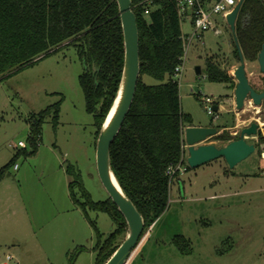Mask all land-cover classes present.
<instances>
[{"label":"rangeland","instance_id":"obj_1","mask_svg":"<svg viewBox=\"0 0 264 264\" xmlns=\"http://www.w3.org/2000/svg\"><path fill=\"white\" fill-rule=\"evenodd\" d=\"M216 19L221 33L208 30L195 39L175 78L182 111L195 126L212 125L220 132L238 134L257 122L258 133L246 136L257 145L256 151L234 168L218 158L190 167L179 174L180 180L173 178L165 212L143 235L128 264H264V104L255 107L247 102L239 111L235 78L233 83H212L205 73L195 72L197 66L205 72L211 56L233 77L240 65L233 32L221 17ZM182 29L190 33L192 27L187 21ZM245 63L251 81L261 87L258 60ZM83 72L76 49L66 47L0 81V170L18 151L31 150L30 117L63 100L57 128L47 116L37 152L19 156V168L11 166L0 180V264H68L80 247L86 250L74 264H95L97 230L105 238L115 229L107 213L85 211L69 189L66 169L73 165L95 201L108 198L97 171L95 120L86 111L79 83ZM143 79L158 83L150 76ZM206 98L223 103L216 118L208 113ZM187 159L186 152L189 166ZM75 193L84 201L78 189ZM179 235L189 241L191 253H182L175 244Z\"/></svg>","mask_w":264,"mask_h":264},{"label":"trees","instance_id":"obj_2","mask_svg":"<svg viewBox=\"0 0 264 264\" xmlns=\"http://www.w3.org/2000/svg\"><path fill=\"white\" fill-rule=\"evenodd\" d=\"M132 7L139 28L140 76L133 104L112 143L110 160L122 189L144 218L145 235L168 206L172 180L168 170L185 164L184 128L194 124L191 116L182 111L180 85L175 80V69L183 62L185 53L176 1L132 0ZM234 36L246 60L258 58L264 43V0L243 1ZM66 47H74L84 65L79 83L86 111L95 120L97 141L116 98L124 68V33L117 0H0V81ZM235 53L238 55L237 49ZM203 73L212 83L234 82V77L216 57L206 60ZM144 76L158 83L147 84ZM261 80L264 86V77ZM62 101L30 117L31 150L18 151L1 168L0 180L8 168L15 166L19 156L37 152L47 116H51L57 128ZM212 139L227 143L234 137L225 130ZM262 153L263 149H259V154ZM66 172L71 177V197L85 211L89 208L107 213L115 225L105 238L97 230L93 248L95 264H105L121 245L117 242L119 236L127 233L125 217L109 196L95 201L73 165L67 166ZM175 177L180 180L179 173ZM76 189L84 201L77 198ZM174 242L182 253L192 252L185 237L176 236ZM85 250L80 247L72 253L68 264H74Z\"/></svg>","mask_w":264,"mask_h":264},{"label":"water","instance_id":"obj_3","mask_svg":"<svg viewBox=\"0 0 264 264\" xmlns=\"http://www.w3.org/2000/svg\"><path fill=\"white\" fill-rule=\"evenodd\" d=\"M243 1L244 0H241L226 17L227 24L234 35L236 31V21ZM117 2L124 33V68L116 98L105 118L97 140L96 165L99 178L108 196L125 217L127 235L105 264H128L143 240V232L145 229V222L142 214L122 189L112 170L110 160L112 143L122 128L136 95L141 65L139 28L137 16L132 7V0H117ZM236 46L240 58V65L234 72L237 80L235 88L236 108L237 110L244 109L245 102L248 98L253 101L255 106H261L264 102V91L258 92L250 84L246 71L245 59L237 41ZM258 62L260 70L264 74V44L259 53ZM195 72L198 76H201L202 67L197 66ZM214 110L217 111L218 107L215 106ZM112 111L113 113L109 118ZM259 127L257 122H253L250 126L242 129L241 137L238 140H233L222 147H218L214 144L205 143L209 137L217 134L218 130L216 127L187 126L184 130V136L188 145L187 161L189 166L198 167L211 160L224 158L229 167L234 168L256 151L255 145L248 143L245 140V136L256 135Z\"/></svg>","mask_w":264,"mask_h":264},{"label":"built area","instance_id":"obj_4","mask_svg":"<svg viewBox=\"0 0 264 264\" xmlns=\"http://www.w3.org/2000/svg\"><path fill=\"white\" fill-rule=\"evenodd\" d=\"M177 3L178 15L181 23L189 22L192 30L190 33H183V40L185 43V53L182 57L183 62L175 69V78H177L182 72L183 65L191 43L195 39H201L203 33L208 30H213L216 34H220V24L216 17L221 19L227 24L226 17L233 11L236 5L241 0H175ZM206 109L208 113L215 116L218 111L214 110V101L211 98L205 99ZM186 128V127H185ZM184 128V130H185ZM24 143L19 142V146H23ZM184 154L183 157L186 159V152L188 153V145L185 141L184 136ZM15 169L19 168L16 163ZM187 170V166L180 163L177 167H171L168 170V174L173 179L176 173L183 174Z\"/></svg>","mask_w":264,"mask_h":264},{"label":"flooded vegetation","instance_id":"obj_5","mask_svg":"<svg viewBox=\"0 0 264 264\" xmlns=\"http://www.w3.org/2000/svg\"><path fill=\"white\" fill-rule=\"evenodd\" d=\"M234 35V34H233ZM235 37V36H234ZM264 44V43H263ZM263 44H262V47H263ZM235 49H237V46H236V44L234 45V52H235ZM261 50H262V48H261ZM260 50V51H261ZM237 52H238V49H237ZM260 53V52H259ZM259 53H258V57H259ZM238 55V59H239V61H240V58H239V53H237ZM245 59V58H244ZM246 60V59H245ZM257 60H258V58H257ZM259 63V62H258ZM260 67V66H259ZM238 68V67H237ZM236 68V69H237ZM247 71V70H246ZM261 71V70H260ZM235 72V71H234ZM262 73V72H261ZM247 75H248V73H247ZM262 77H264V74L262 73ZM234 78H235V75H234ZM248 78H249V81H250V84L252 85V87L255 89V90H257L258 92H262V91H264V86L263 87H260L259 86V90L258 89H256V85H259V84H256L255 82H252L251 81V79H250V77H249V75H248ZM236 79V78H235ZM234 79V80H235ZM237 85V84H236ZM236 85H235V88H236ZM263 89V90H262ZM234 97H235V90H234ZM247 102H249L250 103V105H252V106H255L254 104H253V101L250 99V98H248L247 100H246V102H245V105H246V103ZM215 104H214V107L215 106H217L218 107V110L217 111H220L221 109L223 110V103L221 102V101H219V102H214ZM264 104V102L262 103V105ZM261 105V106H262ZM235 107H236V104H235ZM245 107V106H244ZM255 107H257V106H255ZM259 107V106H258ZM237 109V108H236ZM243 110V109H242ZM240 111V110H239ZM212 126V125H211ZM250 126V125H249ZM248 127V126H247ZM245 128V127H244ZM243 129V128H242ZM242 129H240V131H239V133L238 134H236V133H232V132H230V134L234 137V139H232L231 141H233V140H238L240 137H241V133H242ZM259 129H260V127H259ZM258 129V130H259ZM218 130V132H217V134L216 135H214V136H211V137H209L207 140H206V144H214V145H216V146H218V147H222V146H224L225 144H228L229 142H227V143H222L221 141H214L212 138L213 137H215V136H217V135H220V134H223L224 132H225V130H228V129H225L224 131H222V132H220V130L219 129H217ZM247 136V135H246ZM246 136H245V140H246ZM253 136V135H252ZM230 141V142H231ZM247 141V140H246ZM248 142V141H247ZM249 143V142H248ZM222 144H224V145H222ZM250 144H252V143H250ZM257 145L255 144V147H256Z\"/></svg>","mask_w":264,"mask_h":264},{"label":"crops","instance_id":"obj_6","mask_svg":"<svg viewBox=\"0 0 264 264\" xmlns=\"http://www.w3.org/2000/svg\"><path fill=\"white\" fill-rule=\"evenodd\" d=\"M190 26H191V25H190ZM182 32H183V33H185V34H187V33H188V32H184V31H183V29H182ZM14 169H15V168H14Z\"/></svg>","mask_w":264,"mask_h":264},{"label":"bare ground","instance_id":"obj_7","mask_svg":"<svg viewBox=\"0 0 264 264\" xmlns=\"http://www.w3.org/2000/svg\"><path fill=\"white\" fill-rule=\"evenodd\" d=\"M257 110H258V109H257ZM113 111H114V110H113ZM113 111L111 112V114H110L109 118L111 117V115H112Z\"/></svg>","mask_w":264,"mask_h":264}]
</instances>
